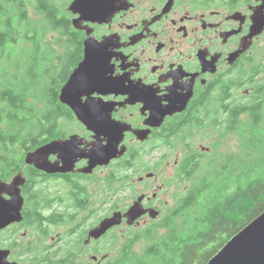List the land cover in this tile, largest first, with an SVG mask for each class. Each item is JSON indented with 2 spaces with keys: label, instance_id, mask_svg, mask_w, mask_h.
<instances>
[{
  "label": "trees",
  "instance_id": "16d2710c",
  "mask_svg": "<svg viewBox=\"0 0 264 264\" xmlns=\"http://www.w3.org/2000/svg\"><path fill=\"white\" fill-rule=\"evenodd\" d=\"M32 9L45 13L42 22L31 19ZM57 24L59 20L50 0H0V119L4 125V132L0 134V169L5 180L24 170L26 193L32 199L39 191V174L34 166H25V156L55 137L53 122L60 113L59 109H52V102L60 103L55 93L54 51L45 53L42 42L44 34L52 31ZM23 44H30V48L21 46ZM252 65L251 71L245 73V84L249 87L245 105H233L222 122L219 115H213L220 113L219 109L217 112L191 113L188 120L178 123L176 135L186 140L187 129H215L220 124L217 134L223 137L238 132L253 155L246 160L227 155L223 162L212 158L205 163L203 152L185 154L176 165L175 177L181 181L195 178L194 185L178 195L172 213L160 223L142 231L128 230L122 241L115 234L104 246H96L97 251H102L108 244L120 242L118 256L111 259L104 254V259L98 257L102 259L101 264H206L236 233L264 211V63L257 60ZM40 101L45 104L42 108L37 105ZM166 144L176 146L172 138ZM141 163L142 160L123 158L112 174L119 173L118 179L121 174L122 180L130 179V168ZM120 208L117 203L114 204V210ZM64 211L58 213L64 219L52 213V222L74 221L68 220L65 215L68 212ZM42 213L44 211L36 201H31L24 213L27 219L25 226L33 229L30 232L31 245H25L24 253L36 264H42L48 256L35 242L40 238L39 232L44 240L48 237L41 227L47 223ZM156 227L165 231L157 233ZM17 231L15 228L13 232ZM86 232L78 241V249ZM6 238L11 247H18V237ZM0 239L1 244H6L5 238ZM141 240H145L146 244L142 255L137 256L133 246ZM69 251L74 253L71 249ZM78 254H73L72 259L69 257L71 254H61V258L67 264H77Z\"/></svg>",
  "mask_w": 264,
  "mask_h": 264
},
{
  "label": "flooded vegetation",
  "instance_id": "af4514ba",
  "mask_svg": "<svg viewBox=\"0 0 264 264\" xmlns=\"http://www.w3.org/2000/svg\"><path fill=\"white\" fill-rule=\"evenodd\" d=\"M50 3L59 22L67 20V25L59 23L52 30L61 35L59 43L65 45L62 51L58 53L55 51L54 54L53 71L57 76L55 93L58 95L60 103L52 102V109H59L60 113L53 122L56 133L52 139L61 135L71 137L74 133H79L82 138L90 139L91 129H88L87 125L79 120L75 111L60 99L61 89L67 79L65 65L62 61L65 53L76 47L75 43H71L72 29L81 31L75 26V23L79 26L78 22H75L78 14L71 11L67 0H50ZM262 4H264V0H120L111 21L99 26L102 29L101 38L103 35H110L114 43L119 45L115 49L116 57H114L118 72L125 76L130 74L133 82L142 81L145 86H155L156 84L163 86L164 83H167L162 81L164 76H168L171 80L173 73H183L181 82L190 85L191 88L189 102L181 111L168 113L160 124L152 121L158 124L152 125L148 122L151 113L143 111L144 105L141 100L133 102V97L126 93L119 97L115 94L104 97L105 102L114 101L116 104V107L111 110L112 118L122 126L129 124L132 127L131 130L125 131L124 141H122L126 144L128 151L123 156L113 159L108 165H98L92 173H83L78 170L88 165V158H81L77 161L75 170L71 172L49 174L38 169L39 191L36 198L32 199L26 193V184L22 187L25 197L23 216L29 203L36 201L44 211L45 215L42 213L41 216L47 220V223L42 224L41 227L47 233L51 230L50 227L55 225L52 222V216L55 213L58 214L60 210L73 208L74 212H64L67 219L76 221L80 219L78 213L85 212L90 208L91 202L88 201V198L91 194L88 182L96 171L110 165L114 168L123 158L143 160L154 149L169 148L166 142L176 135L178 123L188 120V115L191 113L208 110L217 112L219 109L220 113L213 115H219L220 122H222L223 117L228 116L233 105H245V96L249 94V87L245 84V73L251 71L252 62H257V56L260 58L257 49L264 48V29L257 34L251 33L255 25L252 19L255 15L254 9ZM39 14L42 15L43 21L45 13L40 12ZM81 34L85 35V33ZM79 43L82 55L85 51L86 41L80 39ZM245 47L248 48L245 50ZM75 67L76 64L72 63L68 71ZM245 87H248L246 92ZM182 91L188 95V89ZM96 95L98 94H94V96ZM218 126L220 124L216 125L215 134H217ZM134 130H144L148 134L147 138L141 139ZM52 156H56V154L50 156L51 160ZM130 169L132 170L131 174L146 173L145 176L140 177L139 181L141 182L155 177V173L150 169H140L137 165ZM136 170L138 171L136 172ZM150 173H154V175L149 176ZM52 185L54 186L52 187ZM143 194L146 195L143 200L145 208H159L160 198L157 193ZM129 206L117 210L125 212ZM57 208L60 210L57 211ZM41 216L39 217L43 218ZM58 218L64 219L59 214ZM144 219L148 223L153 221L149 212L131 225L127 224V219L124 218L121 225L111 228L107 234L122 227L127 229L139 227ZM82 222L83 220L80 223ZM13 225L18 228L23 227L27 225V219L24 216L22 222L11 224L5 229ZM84 232L85 230H82L80 234L77 233L78 241H81ZM38 234L40 238L35 242L40 245V249L44 250V254H48L42 264H67L64 258H61V254H71L72 256H69L71 259L74 258L73 254L75 253L85 257L89 250L88 247L93 243L100 242L107 235L99 239H92L90 243L86 244L87 231L83 240V244L87 247L82 244L80 249H78V245L74 249L71 244L74 240H65L66 248H61L55 247L51 243L46 245L47 239L44 240L41 232ZM29 242L30 240L26 245ZM18 243L19 246L21 241ZM10 245L11 243L7 241L3 246L0 239V247L10 248L9 258L14 260L13 252L16 248ZM23 248L26 250L25 246ZM70 249L74 253L69 251ZM94 251L97 254L100 253L96 249ZM22 254L19 256L27 255V253ZM51 254L55 258L51 259ZM94 256L97 255L94 254ZM100 261L102 262V259L97 258V264H101ZM70 262L72 261L70 260ZM76 263L79 264L77 260Z\"/></svg>",
  "mask_w": 264,
  "mask_h": 264
},
{
  "label": "snow or ice",
  "instance_id": "6c2138e0",
  "mask_svg": "<svg viewBox=\"0 0 264 264\" xmlns=\"http://www.w3.org/2000/svg\"><path fill=\"white\" fill-rule=\"evenodd\" d=\"M67 3L70 4L71 11L78 14L75 22L79 26L77 23L75 26L81 31L72 29L71 43H75L76 47L67 51L62 61L67 73L62 94L67 104L77 110L81 120L91 129L92 135L90 139L82 138L79 133H74L71 137H57L55 143H49L47 147L35 151L32 162L39 167L48 165L53 153L56 156H52V160L57 164L62 160L72 165L82 157H87L93 163L105 162L123 156L128 151L126 144L122 143L125 129L111 116V110L116 104L114 101L105 102L106 96L115 94L119 97L126 93L133 97V102L141 100L143 111L151 113L148 122L156 121L159 124L166 114L185 108L191 95L190 85L181 82L183 73H173L171 80L164 76L162 81L167 83L163 86H145L142 81L133 82L130 74L125 76L118 72L114 57L119 45L114 43L110 35H103L101 38L102 29L99 26L111 21L120 0H67ZM254 11L252 19L257 30L264 29V4ZM59 23L67 25V20ZM80 39L86 41L82 55ZM72 63L76 67L68 71ZM183 89H188V95H185ZM3 132V120L0 119V134ZM14 181L5 182L3 170L0 169V227L6 221L18 218L25 207L24 194L20 188L22 184ZM231 243L232 251L247 256L248 264H251L258 252V241L250 234V227L237 235Z\"/></svg>",
  "mask_w": 264,
  "mask_h": 264
},
{
  "label": "rangeland",
  "instance_id": "374dc122",
  "mask_svg": "<svg viewBox=\"0 0 264 264\" xmlns=\"http://www.w3.org/2000/svg\"><path fill=\"white\" fill-rule=\"evenodd\" d=\"M30 16L35 22L40 23L42 21V15L37 13L34 9L31 10ZM60 36L61 35L56 31H50L44 34L42 42L45 46V53H50L51 50L54 51V54L55 51L57 53L62 51L65 45H61V43H59ZM21 46L30 48V44H23ZM257 53L260 54V58L257 56V60H260V63H264V48H258ZM11 67L14 69L13 64ZM247 89L248 87H245V92ZM37 105L42 108L45 104L43 101H40L37 102ZM243 119H245V115L243 116ZM185 132L188 133L186 140L183 139L181 135H175L172 137L176 143L175 147L170 146L167 149L166 147L154 149L153 152L147 156V158L142 160L141 165H138L140 169L146 168L150 169L151 172H154L155 177L152 179H145L142 182L139 181L141 176L146 175V173L143 172L141 174L133 173L130 179L125 180H122L121 174L119 177L121 181H119L120 179L117 178L119 173L112 174V171L114 170L112 165L96 171L88 182V189L91 194L90 198H88V201L91 202L90 208L86 209L85 212L78 213L80 219H77L76 221L62 222L52 225L45 244L47 245L48 243H51L54 244L55 247L59 246L61 248H66V246H64V241L74 240L71 242V244H73L72 247L77 246V233L79 232L80 234V231L82 230L89 231V229L97 226L102 219L112 215L113 212L117 210L113 209L115 203L118 204V207L121 206V208L124 209L126 206H129L137 196L143 193L148 192L150 195L157 193L160 198L158 204L159 208H157L159 209L160 214L157 218L153 219L151 223H148L146 219H144L139 227H131L130 229L122 227L114 229L98 244L93 243L90 246L88 245L89 250L88 253L85 254V257L80 254L76 257L79 264H97V260L93 258L94 254H96L99 258L102 257V255L107 254L109 258L114 259L119 254L118 247L120 242H116L112 245L108 244L107 246L109 247H104L105 250L100 251L99 254L94 251L95 247L104 246L109 237L115 234L120 236L122 241V238H124L125 233L128 230L130 232L142 231L160 223L164 218L172 213L175 208L178 195L183 194L186 189L194 185L195 178L181 181L175 177L177 162L180 161L185 154L191 151L203 152L205 163L212 158H215L217 162H223L227 155H234L239 160H246L253 155L238 132H231L223 137L220 136L219 132V134H215V130L212 128H206L204 130L197 128L191 130L187 129ZM213 139H216V141ZM137 171L138 170H136V172ZM53 186L54 185H52V187ZM72 209L73 208L65 209V211L74 212ZM68 220H70V218H68ZM82 220L83 222L80 223ZM15 228L18 229V233L13 232ZM156 228L157 233L165 231L163 228ZM72 229H75L74 232H72ZM25 231L27 235L24 234ZM30 232H33L32 228L28 229L26 226L18 228L16 225L0 232V238H5V243L8 241L6 238L8 236H16L18 237V240L21 241V244L18 248L14 249L13 252V259L19 261L21 264H36L28 256H18L23 255L22 253L26 251L23 247L27 244L28 240L32 239V235L28 236ZM145 244V240L137 242V244L133 246L134 254L137 256L142 255ZM2 245L5 246L6 244ZM83 245L86 246L85 244ZM105 257L106 256L104 255L102 258L104 259Z\"/></svg>",
  "mask_w": 264,
  "mask_h": 264
},
{
  "label": "water",
  "instance_id": "95a60500",
  "mask_svg": "<svg viewBox=\"0 0 264 264\" xmlns=\"http://www.w3.org/2000/svg\"><path fill=\"white\" fill-rule=\"evenodd\" d=\"M262 29L257 30L256 25L253 26L251 33L252 34H257L260 33ZM248 47H245V50ZM65 86V84H64ZM63 86V87H64ZM63 87L60 92V99L62 102L66 103L67 102L63 99ZM69 105V104H68ZM71 107V105H69ZM72 108V107H71ZM79 120H81L79 113L75 108H72ZM182 109H179L178 111H181ZM84 122L83 120H81ZM152 125H158L154 122L150 123ZM160 124V123H159ZM125 131L126 130H131L132 127L129 124H123ZM124 131V133H125ZM137 135L141 138L144 139L145 137L147 138V132H144V130H134ZM56 139H52L35 149L27 152L25 156V166L31 165L34 166L35 168L45 171L46 173L49 174H54V173H66V172H71L75 170V163L70 165L68 163H65L62 160H59V163L57 164L55 161H52L49 157V164L44 166V167H39L37 164L32 162V157L35 154V151H39L41 147H47L49 143H55ZM125 153V152H124ZM54 154V153H53ZM52 155V154H51ZM50 155V156H51ZM82 158H87V157H82ZM118 157H114L109 161L105 162H95L93 163L92 160L89 159V163L87 166L79 168L78 170L83 173H92L93 170L98 166V165H108L110 162ZM62 162V164H61ZM154 173H150L149 176H153ZM15 180V181H14ZM10 181H14V183L22 184L20 185L21 192H22V187L26 184L27 182V177L24 174V170L20 171L17 173L15 176L12 177ZM26 181V182H25ZM5 182H8V180H5ZM25 182V183H24ZM24 183V184H23ZM145 194L139 196L136 200L133 201V203L129 206V208L123 212L122 210L114 211L112 215L105 217L100 221V223L89 229L87 239L85 241L86 244L90 243L92 239H99L106 235L108 231L118 225H121L123 222V219H127V224L131 225L134 224L142 215L145 213L149 212L150 216L152 219H155L159 216L160 211L156 208H145L143 204V200L145 198ZM23 199L25 200V197L23 195ZM24 220L23 216V209L21 212V215L13 220H8L4 222L3 227H0V232L10 226L11 224L14 223H20ZM250 227V234L254 235L258 241V252L256 255L252 258L251 264H264V211L261 212L257 217H255L250 223H248L244 228H242L238 233H236L206 264H248L249 258L247 256H242L234 253L232 251V243L231 241L235 239L237 235H239L242 231H247V228ZM229 244V245H228ZM11 255V249L10 248H3L0 247V264H20L17 260H11L9 257ZM95 260H97V256H93ZM103 259V258H102Z\"/></svg>",
  "mask_w": 264,
  "mask_h": 264
}]
</instances>
